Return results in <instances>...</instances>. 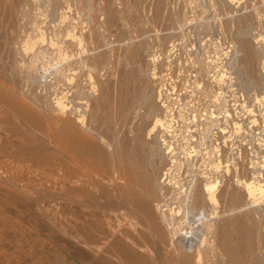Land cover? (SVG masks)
<instances>
[{"label": "rangeland", "instance_id": "rangeland-1", "mask_svg": "<svg viewBox=\"0 0 264 264\" xmlns=\"http://www.w3.org/2000/svg\"><path fill=\"white\" fill-rule=\"evenodd\" d=\"M17 1L15 3L14 0H0V56H2L0 62L3 60L0 63V68L4 67L3 63L6 60L7 62L10 61V64L4 63L5 67H8L0 70V73H4L0 74V91L3 92L2 96L6 95L7 97L8 95V100L4 96L6 98L4 102L1 99L4 97H0L2 100H0V264H92L78 256L79 252L71 246L68 239V200L65 196L66 193L61 191L59 177H56L59 176L57 173H61L58 170V164L59 162L62 163V160L64 161L65 156L58 157V152L56 151V154L54 151L59 148L58 144H60V148L64 149L65 147L67 149V143H63L66 141L65 138L58 137L61 134L58 129V131L56 130V128L61 129V124L54 125V123H59L57 120L55 122V118L53 119L56 116L55 113L41 111L43 100H50L48 96L52 98V95L46 90L50 89V87L47 88L46 81L53 80L51 75H53V67L57 63L58 65L62 64V68L70 69L72 66L75 68L78 62L85 61L84 57L89 60L94 55H106V64H108H104V68L100 66L94 70L84 68L83 70L74 69L76 70L74 72L69 71L71 76L74 73L76 78H78L77 74L80 76V79H77L78 83L74 78L71 84L68 82L71 88L66 83L60 84L62 88L60 90L68 95L69 100L74 97V95L72 96L73 93H77L76 87H79V84V89L85 93L91 92V88L96 86L97 95H101L102 91H106L110 95L111 112L113 113L116 109V105L113 108V104L119 103L118 99L120 98L116 96L119 98L117 102L115 101L114 96L117 94V90L118 93H121L120 89L124 91L125 88H130L132 91L141 87L146 95L157 97L158 90L161 88L164 95L162 104L165 103V110L168 109L165 112L164 106H160V117L162 119L168 117L161 132H165L168 136L167 139L173 144L172 147L176 148L175 151L181 156L180 159L183 163L187 162L184 161L186 155L180 151L185 148L188 149L191 156L189 158L191 161L189 159L188 161L194 163L195 168L201 167L204 161L208 162V155L205 151L209 150L208 152H210L212 143L215 144L214 141L217 139H219L217 142H220L221 136L224 135L231 137L227 139L229 140L227 145H233L232 152L236 153L245 147L249 149L250 163L247 167L248 170L244 171L243 177L249 176V173L251 175L252 168L250 167L255 166V164L256 166L258 164L257 168L259 171L261 170V174L264 176V105L260 106L257 101H253L248 96L247 90L249 88L245 84L247 71L239 68L235 62L236 56L239 54L237 42L240 44L241 41V43L249 42L258 51L260 58L257 57L254 61L256 66L261 67V62L264 63V20L262 19L264 17V0H226V2L223 0H168L169 5L164 0H48L50 7L42 8V10L47 11L40 10L39 0H22L23 2L19 0L20 4H24L21 7ZM161 1L163 5L165 3L168 6L165 7L164 5V9L163 6L158 9ZM221 2L224 3V6ZM51 7L57 9V12L54 10L55 14L52 13L54 11L51 12L53 10ZM29 14L31 15L29 16ZM258 16L261 21L263 20L262 22L255 19ZM253 17L255 20H252ZM246 22L248 23L246 24ZM66 23L68 27H66ZM227 24L233 26L237 24L234 26V28L237 27L235 30L233 26L231 27L232 32L234 30L236 33L233 32L232 37L222 34L223 30L221 29L224 26L227 27ZM253 25H260L263 29ZM33 29L35 31L32 34ZM89 29L91 31L95 29V33L99 31V34L96 33L98 38H101L98 40L100 42L96 40L99 44L96 41L90 42L88 35L91 31ZM42 31L43 33H41ZM27 33L33 35L36 42L39 41L35 39L36 34L39 36L43 34L40 38L37 36V39H46V41L44 39V43L43 39H41L42 42H40L41 40L38 43L35 42L37 45H34V50L37 52L45 51L44 54L39 55L41 62L38 61L36 68L39 69L35 71L41 70L42 65L51 69V73L47 74L48 79H40V81L38 79L35 84L32 78H29L30 75H27L28 72L34 73V69L31 71L26 68L22 69L24 71L22 76L21 68H12L15 63L14 60H16L14 58L18 55L17 48L14 46H18L21 38ZM73 33L84 37L85 44L82 51H86L85 54L84 52L81 53L80 49H75L76 47L70 45V41L66 39L68 36L72 37ZM5 34L9 39L13 38L14 40H8ZM64 38L66 42L63 40L62 44L61 40ZM54 42L57 44L54 45ZM86 42H88L87 46H85ZM60 43L63 48L57 47L60 46L58 45ZM91 44L97 47L93 46L96 48H92ZM3 45L6 48L3 49ZM71 47L72 49H70ZM86 47L90 48L87 49ZM57 48H62V50ZM69 49L73 51L71 52ZM135 52L141 54L137 55L136 61L142 67L141 81L136 75V70L135 72L133 70L134 65L127 61V56ZM7 57L13 60H9ZM26 58L17 57L19 61L26 60ZM76 61L77 63H74ZM62 62H65L64 66ZM21 63L26 64L27 60ZM70 63L71 66H69ZM13 70L17 71L16 75L19 74L15 76ZM74 75L72 77H75ZM128 77H133V81L127 87L125 80ZM73 81L77 84L75 85ZM41 84L42 86L45 84V87L41 88ZM236 84H239V89H237ZM36 88L38 89L36 90ZM38 93V100L41 99V102L34 99H37L35 96ZM8 106L10 107L7 108ZM11 108L16 109L17 113ZM21 109H24L23 113L29 112L28 114L32 115H21ZM255 113L258 116H255ZM102 114L103 112H100V115ZM164 114L165 118L163 117ZM28 117L30 119H27ZM252 117H254L253 120ZM35 120L38 121L39 126ZM96 124L97 122H95ZM54 131L59 132V134L54 133ZM246 144L248 146H245ZM52 146L54 150H50ZM180 148L182 149L180 150ZM65 151L63 152L65 153ZM253 162L255 164H252ZM64 166L65 164L62 166L63 169ZM65 170L66 168L64 171L62 170V174L67 173ZM62 174L60 177H66ZM62 181L65 183V179ZM55 184L56 186L59 185L58 188ZM55 192L60 193L53 194ZM258 210L264 214V204H261ZM244 215H247L246 212ZM257 218L256 221H259L262 217L257 216ZM253 223L251 222V224ZM73 251H76L75 255L77 256L73 255ZM77 257L79 258L77 259Z\"/></svg>", "mask_w": 264, "mask_h": 264}, {"label": "bare ground", "instance_id": "bare-ground-1", "mask_svg": "<svg viewBox=\"0 0 264 264\" xmlns=\"http://www.w3.org/2000/svg\"><path fill=\"white\" fill-rule=\"evenodd\" d=\"M14 1L16 3V0ZM18 1L17 3L20 4ZM162 1L160 5L157 4L158 9L162 6L164 9V5L165 7L169 5L168 0H164L165 2L167 1L166 3L168 5L165 3L163 5ZM223 1L226 2V0ZM39 3L41 6L40 10L50 5L48 0H39ZM22 5L24 4L21 3L20 7ZM51 8L53 9L51 12L54 10L57 12L56 8ZM55 11L52 13L55 14ZM30 15L31 14H29V16ZM49 16L51 17V14H49ZM253 19L254 17L252 20ZM255 19L261 21L259 16L255 17ZM262 19L264 20V17ZM247 23L248 22H246V24ZM251 23L253 24V22ZM236 25L237 24L234 26ZM232 26V24H227V27L224 26L221 29L223 30L222 34L227 37H232V33L235 28H237L233 26L234 30L232 32ZM256 26L262 28L260 25ZM66 27H68L67 23ZM89 30L91 31V29ZM94 30L92 29L91 32L88 31L90 42L101 40L97 35L99 31H97L96 34ZM34 31L35 29H33L32 34ZM12 32L14 31L12 30ZM41 33H43V31ZM70 33H72V31ZM74 33L72 37L68 36L66 39L70 41V45L76 47L75 49H80L82 53L84 52L82 51L84 50L85 44L84 37L79 36V34L78 36L74 35ZM10 34L12 35L11 32ZM44 34L46 33L44 32ZM7 35L6 37L8 40L13 39H9ZM36 35L40 38L43 34L40 36L38 34ZM36 37L35 39L39 41L43 39H37ZM66 39L64 38L61 40L62 44L63 40L66 42ZM35 42L33 35L28 33L21 38L19 45L14 46L17 48L18 55L16 58H14L15 56L13 57L16 60H14V67H12L14 69L19 67L21 70L26 68L30 71L34 69L33 72L36 73L35 75L31 72L27 74L30 75L29 78H32L34 84L37 83L38 79V81H40V79H48L47 74L51 73V69L45 68V65H42V69L40 68L41 70L35 71L39 69L36 68L38 67V61H40L39 55L45 52L44 50L41 52L40 49V52L34 50V45L38 43ZM40 42H42V40ZM98 42L97 44H99ZM13 43H15V41ZM51 43L53 44V42ZM55 43L56 42H54V45ZM87 44L88 42H86L85 46H87ZM4 45L3 49L4 47L6 48ZM58 45L60 46L57 47L63 46L61 43ZM38 46L36 47L38 48ZM93 46L96 45L93 44L92 48L97 47ZM237 47L239 48V54L236 56L235 62L239 68L247 71L245 84L247 88H249V90H247L248 96L251 97L253 101H257L260 106H263L264 70L262 71V69H264V63L261 62V67L254 64L256 58L259 57V53L249 42L241 43L240 41V44L237 42ZM62 48L57 49L62 50ZM70 49H72V47ZM57 55L56 53V56ZM137 55L139 56L141 54L137 52L129 54L127 56V61L134 65L133 70L134 72L136 70V75L139 81H141L142 67L136 63ZM18 56L27 57V63L22 64L21 62L26 60L19 61V59H17ZM94 56L89 60H87L86 57H82L87 61L74 62L77 63L75 68H73L74 66L70 69L65 67L62 68V64L58 65V63L57 65L55 64L54 67L52 66L54 68L53 75H51L53 80L46 81L47 88L50 87V89L46 90L52 95V98L48 96L50 100H43V107L41 106L43 108L41 111L44 110L46 113H55L56 116L53 115L54 117H52L53 119L55 118V122L57 120L59 123H54V125L61 124V129L56 128L61 134V136L58 137H63L67 141H63L64 144L67 143V149L65 147L64 149L60 148V144H58L59 146H57L59 148H57V150H54V145L50 150L57 151L58 157L65 156V159L63 158L64 161L62 160V163L59 162L58 170L61 172L60 174H62L66 168L67 171H65L67 173H63L66 177H60L59 173H57L59 176L56 177H59L58 180L60 181L61 191L64 192V194L66 193L65 196L68 200L69 223L67 225V234L71 246L79 252L78 256L86 261H90L92 264H264V214L258 210V207L264 204V176L261 174V170L259 171V168H257L258 164L256 166L253 162L252 164H255V166L252 165L253 167H250L252 168L251 175L249 173V176L243 177V173L245 170H248L247 167L250 163L251 154L249 153V149L245 147L248 145L246 144L244 146L245 148H242V145H240L242 149L234 153L231 150L233 145H227V142H229L227 139L231 137L223 135L221 136L223 142H221L222 140L217 142V140H219L217 139L214 141L215 144L212 143V146L210 145L211 151H205L208 155V162L204 161L202 165L200 164L202 168L199 166L195 168L194 163L190 162L191 159L189 158L191 156L188 149L180 148V150L182 149L180 152L186 155V157L184 156V161L187 162L183 163L180 159L181 156L175 151L176 148L172 147L173 144L167 139L168 136L165 132H161V129L165 127L166 121L168 120V117H164L167 113L163 115L165 119L160 117V106H164L165 104H162L164 102V95L161 88L158 90L157 97L146 95L141 87H139L138 90L132 91L130 88H125L126 90L124 91L120 89L121 93L115 90L117 92V94L114 92L116 94L114 96L116 99L115 101L117 102V99L120 97L118 99L119 103L113 104V108H115L114 105H116V109H114L115 113L114 111L113 113L111 112L110 95L107 94L106 91H102L101 95H97L95 91L96 86L91 88V92L85 93V91L79 89V84V87H76L78 90L77 93H73L72 96L74 95V97L69 100L67 97L68 95L60 90L62 89L60 84L66 83L68 85V82L71 84L73 78L76 79L78 83L77 79L80 77L79 74H77L78 78H76L74 75L75 73L73 74L75 77H72L73 75L71 76L69 73V71H76L74 69L83 70L84 68H88L94 70L100 66L104 68L103 65L107 62L106 55ZM0 57V59H2V56ZM79 58L81 60V57ZM7 59L9 58L7 57ZM9 60L13 59L10 58ZM54 60L53 62L55 63L57 59ZM2 62L3 60L0 63ZM9 62H7V64ZM235 62L234 64L236 65ZM4 63L3 68L8 67H5ZM64 64L65 62L63 66ZM69 66H71V63ZM3 68H0V70ZM4 70L6 71V69ZM14 71L15 70H13V73ZM16 72L17 71H15V76L20 73L19 69L17 75ZM23 72L22 70L21 75ZM132 81L133 77H128L125 80V85L128 87ZM73 83H75V81H73ZM77 83H75V85ZM44 85L42 86L41 84L40 87L44 88ZM81 88L83 87L81 86ZM37 89L38 88H36V90ZM237 89H239V87ZM70 90L72 91V89ZM35 93L37 94V92ZM39 93L37 96H35L36 94L34 95L37 97V99L34 98L36 101L39 99ZM2 94L3 92H1L0 97H6V95L2 96ZM116 96L119 97L116 98ZM5 97L1 98L3 102L6 98L8 100V95L6 98ZM43 97L45 98V96ZM251 98L249 99L251 100ZM37 102H41V99ZM240 103L242 104V102ZM165 106L163 110L166 112L168 109L165 110ZM9 107L10 106L7 108ZM167 107H169L168 104ZM242 108L245 107L242 106ZM23 110L22 113L19 112V110L17 111L21 113V115L24 114L23 116L29 113L25 114ZM232 110L234 109L232 108ZM248 110L250 111V109ZM100 112H103V114L100 115ZM169 112L168 116L171 113ZM256 114L257 113H255V116H258ZM28 115L31 116L32 114ZM29 117L27 119H30ZM170 118L169 116V119ZM234 118L236 117L234 116ZM253 118L254 117H252V120ZM31 119L33 120V118ZM37 120H35V122ZM95 122H97L96 125L98 126L95 125ZM57 131H54V133L59 134ZM42 139L44 138L42 137ZM55 139H53V141H55ZM63 143H61V146H63ZM261 143L262 142H260V145H262ZM260 145L259 147H261ZM62 150L65 151V153ZM180 152L179 154H181ZM42 159L45 158L42 157ZM188 159L190 161H188ZM55 160L57 161V158ZM64 164L65 166L63 169L62 166ZM64 179L65 183L62 181ZM56 193L58 192L53 194ZM61 195L63 196V194H60V196ZM245 212L247 215H244ZM257 216L262 218L256 221L258 219ZM251 222L254 223L251 224ZM75 252L76 251H73V255H75ZM78 258L79 257H77V259Z\"/></svg>", "mask_w": 264, "mask_h": 264}]
</instances>
